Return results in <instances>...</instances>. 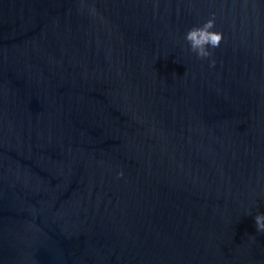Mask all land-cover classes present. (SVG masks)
<instances>
[{"label":"water","instance_id":"water-1","mask_svg":"<svg viewBox=\"0 0 264 264\" xmlns=\"http://www.w3.org/2000/svg\"><path fill=\"white\" fill-rule=\"evenodd\" d=\"M257 212L264 0H0V264H264Z\"/></svg>","mask_w":264,"mask_h":264},{"label":"clouds","instance_id":"clouds-1","mask_svg":"<svg viewBox=\"0 0 264 264\" xmlns=\"http://www.w3.org/2000/svg\"><path fill=\"white\" fill-rule=\"evenodd\" d=\"M83 7V0H80ZM89 13L93 16L97 14L94 4L89 8ZM215 14L203 21L200 25H194L189 28L184 39L188 44V51L195 53L196 57L204 60L213 56V51L219 48L224 39L223 33L215 28ZM209 65L214 66L215 60L209 59ZM117 177L123 176L122 171L117 172ZM255 228L257 233L264 234V213L257 212L254 216Z\"/></svg>","mask_w":264,"mask_h":264}]
</instances>
